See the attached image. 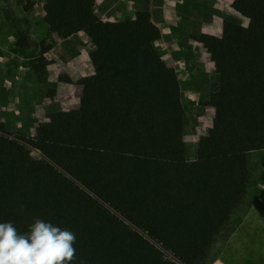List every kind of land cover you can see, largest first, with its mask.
<instances>
[{
    "label": "trees",
    "instance_id": "obj_1",
    "mask_svg": "<svg viewBox=\"0 0 264 264\" xmlns=\"http://www.w3.org/2000/svg\"><path fill=\"white\" fill-rule=\"evenodd\" d=\"M41 4L51 34L87 31L98 54L80 121L55 111L35 136L0 129V222L25 232L39 218L71 230L75 264H212L245 200L248 156L264 152V0L235 3L249 27L232 20L224 38L198 37L219 61V85L205 101L215 127L194 161L181 82L145 15L110 23L95 0ZM46 51L33 67L42 81Z\"/></svg>",
    "mask_w": 264,
    "mask_h": 264
},
{
    "label": "crops",
    "instance_id": "obj_2",
    "mask_svg": "<svg viewBox=\"0 0 264 264\" xmlns=\"http://www.w3.org/2000/svg\"><path fill=\"white\" fill-rule=\"evenodd\" d=\"M237 1L95 0L94 12L103 22L126 23L144 14L147 21L158 29L160 39L155 45L163 55L164 66L176 71L184 105L197 110L194 114L198 117L193 136L194 148L201 137L208 136L215 127V110L206 106L205 101L219 85V61L199 42L198 37L224 38L226 27L232 20L241 21L244 27H249L250 19L234 7ZM49 40L51 47L43 55L48 62V76L44 81L47 86L44 88L51 92L52 99L46 110L50 114L55 111L64 113L70 106L78 112L85 94V81L93 78V58L98 54L91 34L85 31L62 41L50 33ZM25 60L32 62L33 67L37 64L36 58ZM14 79L20 83L22 90L10 91L9 101L22 106L29 83L22 76H15ZM34 108L38 115L33 116L37 117L41 114L40 105L28 104L27 110L31 115ZM45 119L49 121L48 117ZM186 139L187 136V153ZM248 169L249 185L245 200L230 217L218 239L216 246L223 238L224 242L218 259L212 264H264V152L249 154Z\"/></svg>",
    "mask_w": 264,
    "mask_h": 264
},
{
    "label": "rangeland",
    "instance_id": "obj_3",
    "mask_svg": "<svg viewBox=\"0 0 264 264\" xmlns=\"http://www.w3.org/2000/svg\"><path fill=\"white\" fill-rule=\"evenodd\" d=\"M41 1L0 0V129L12 136L19 131L27 136H35L49 123L45 121L50 114L46 108L52 99V94L45 89L46 87L44 88L47 85L40 76L35 75L32 62L25 60L36 58L35 62L38 63L42 51L51 47L50 32L42 18L44 10ZM15 76H22L29 83L25 104L22 106L9 101L12 94L10 91L22 90L20 83L14 79ZM8 87H11V90L8 91ZM28 104L40 105L41 114L37 117L33 116L38 115V111L34 108L30 115L27 110ZM186 108L188 117L186 158L192 160L198 154V146L194 148L193 137L196 133L198 117L197 114L194 115L197 113L195 108L189 106ZM63 114L65 122L75 123L81 118V112H76V108L70 106ZM34 156L37 157L38 153L34 152ZM223 242L224 238L216 246L218 251Z\"/></svg>",
    "mask_w": 264,
    "mask_h": 264
},
{
    "label": "clouds",
    "instance_id": "obj_4",
    "mask_svg": "<svg viewBox=\"0 0 264 264\" xmlns=\"http://www.w3.org/2000/svg\"><path fill=\"white\" fill-rule=\"evenodd\" d=\"M76 234L36 218L25 232L0 222V264H75Z\"/></svg>",
    "mask_w": 264,
    "mask_h": 264
}]
</instances>
